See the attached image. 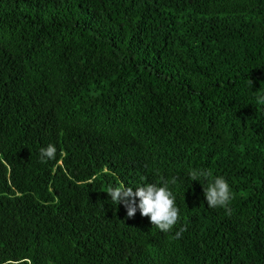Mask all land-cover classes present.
Segmentation results:
<instances>
[{
  "label": "trees",
  "instance_id": "1",
  "mask_svg": "<svg viewBox=\"0 0 264 264\" xmlns=\"http://www.w3.org/2000/svg\"><path fill=\"white\" fill-rule=\"evenodd\" d=\"M261 97L264 0H0V264H264ZM161 177L170 232L106 193Z\"/></svg>",
  "mask_w": 264,
  "mask_h": 264
},
{
  "label": "clouds",
  "instance_id": "2",
  "mask_svg": "<svg viewBox=\"0 0 264 264\" xmlns=\"http://www.w3.org/2000/svg\"><path fill=\"white\" fill-rule=\"evenodd\" d=\"M259 99L264 102V97ZM56 151V147L52 144L42 147L40 149L42 162L55 159ZM187 175L192 181H200L207 180L211 173L204 169H189ZM176 182V177L171 180L161 177L159 183L142 184L137 186L135 191L132 187H125L121 182L118 186H110L106 193L115 204H123L128 217H133L139 208L140 215L148 217L152 225L162 232H170L180 219L174 194L169 189V185H174ZM7 183H10L9 178ZM203 193L209 208L221 207L225 209L226 214H231L229 207L232 199L231 189L223 176L215 177L207 187L203 188ZM136 198L139 199L138 204ZM184 231L186 226H182L172 238L179 239Z\"/></svg>",
  "mask_w": 264,
  "mask_h": 264
}]
</instances>
